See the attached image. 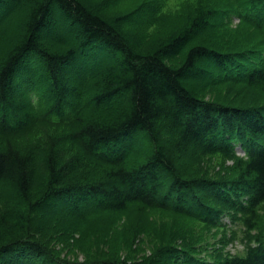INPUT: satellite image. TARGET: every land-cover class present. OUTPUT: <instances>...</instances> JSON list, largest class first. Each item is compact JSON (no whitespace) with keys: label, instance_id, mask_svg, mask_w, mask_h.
Segmentation results:
<instances>
[{"label":"trees","instance_id":"trees-1","mask_svg":"<svg viewBox=\"0 0 264 264\" xmlns=\"http://www.w3.org/2000/svg\"><path fill=\"white\" fill-rule=\"evenodd\" d=\"M118 1L0 0V264H264V103L207 100L199 87L264 91V0H198L180 20L160 0L108 12ZM54 15L63 38L48 37ZM234 17L252 40L210 38ZM93 49L102 59L70 85L66 72ZM27 67L40 81L16 86ZM216 157L231 165L211 174ZM157 213L173 223L157 228ZM122 215L130 248L144 235L147 255L92 257L77 244L79 261L51 247L75 255V222L107 218L87 231L100 237ZM227 216L243 227V252L201 256L193 224L218 236Z\"/></svg>","mask_w":264,"mask_h":264},{"label":"rangeland","instance_id":"rangeland-1","mask_svg":"<svg viewBox=\"0 0 264 264\" xmlns=\"http://www.w3.org/2000/svg\"><path fill=\"white\" fill-rule=\"evenodd\" d=\"M26 1L27 0H22V7L24 8L26 6ZM197 1L198 0H160L161 10L163 14L169 15L172 20H178V19L180 20V19H183V16L185 15V13H187V11H190L195 6ZM205 1H208V0H205ZM213 2L214 1H212V3ZM143 3H144V0H119L115 6H113L112 8L108 10V12L133 11L134 9L136 10V8ZM18 15H21V11L20 13H18ZM54 16L56 17L51 19L52 22L49 27L51 31L48 32L49 33L48 37H50L51 39L63 38L60 36L65 30L64 29L65 27H63L65 26V24L64 25L61 24V23H64V21H61L59 16L57 15H54ZM240 24L241 23L239 19H236L235 17L231 18L229 22L227 23L226 27H223L216 33L217 35H221L222 39L215 34L213 35V37H210V38L216 41L223 40L222 42L224 44H226L229 39H231L232 41L237 39L240 42L252 40L254 37L253 30L251 28H248ZM7 28L9 32L10 30H9L8 24L6 26V29ZM69 29L70 28H67L66 31H69ZM161 31L165 32L167 30L161 29ZM151 32H153V30H151ZM69 33H70L69 35H67L66 33V37H65L66 40L69 39L70 44L76 43L77 41L75 39H72L71 37V34L73 35V33L70 31ZM261 36L262 35L260 33H257V37H256L257 42L260 41ZM86 53H88V56L90 59L87 58V61H84L83 59L79 58V60H77L78 63L74 69L76 70V72L74 73L71 71L66 72L69 75L68 76L69 77L68 82L70 80L69 84L73 82L74 80L73 76L75 74H76L75 77H78L77 74L79 73L81 69L84 72L88 71L89 68H93L96 65L94 61L98 62L99 60L102 59V53L101 54L98 53L96 55L94 49ZM25 59L26 57L23 60L24 61L23 64L26 65ZM27 70L32 75H30L29 73L26 76L24 75V73L18 74V76H16L17 79L15 81L16 86L21 87V83H20L21 77L26 80L25 83H29V84H31L32 80L37 83L38 81H40L37 79L38 71H35L34 73H32L31 67H27ZM216 72H217L216 69L213 68L211 70L210 76L213 77V74L214 73L216 74ZM223 82L225 81H222V80L211 81L208 85H205L204 87L200 83L199 87L200 89H202L200 92L201 93L200 97L205 98L207 100L209 99L212 100L214 98L215 99L218 98L219 100L226 99V100L237 102L239 104H243L242 102H246L247 104L249 102H257L259 104L264 103V91L263 90H259V89L257 90V89H252V88L240 89V87H232L230 83L224 84ZM74 83L75 82L72 83V86L75 87ZM233 86H238V85H233ZM260 93H262V95ZM56 130L57 128L55 126H52L51 129L49 130V133L54 134ZM20 143L27 144L29 143V139L23 138V140L20 141ZM238 151H239L238 154L242 155V153H240V150ZM207 161H208V164H207ZM207 161H206V164L210 166V168L214 169V172L212 171L211 174L218 172V170L220 169V165H222L221 169H224L225 167H230L231 165L230 161L225 160L221 157H216L211 160L208 159ZM134 215L135 214H132V219ZM259 215L261 216V225H262V230L264 232V206L260 209ZM48 216H51V215L48 214ZM50 219H54V217H48L47 221H49ZM103 219H100L98 216H90V218L86 220L83 224L79 222L74 223L76 224V226L74 227L75 229L79 228L80 226L79 230L81 231L80 232L81 234H78L77 236L71 239H67L66 244L67 246L72 245L71 246L73 247L72 251H75V255L70 254V251H68V249H65L64 244L60 245V244H57L56 242H53L51 243L52 249L64 259H69V258L78 259L79 261L84 260L85 257H84V251L81 252L76 247L77 244L82 246L84 248L83 250L91 251L89 253L92 257L93 256L94 257H104L105 255L101 254L103 252H105L104 254L118 253V254H121L122 256L123 255L125 256V254L129 252L131 253L132 256L134 255L136 258H139V257L145 256V254L147 255L150 252L149 250L150 247L148 244L149 238L145 237L144 235L140 236L139 238L140 242L139 240L136 241V243L133 244L132 249L130 248V244H131L130 237L127 236L126 233L128 231V227H130L131 217L127 215H122L121 218L116 220L112 225H109L106 228V231H107L106 236H104V234H100V237L99 236L97 237V236H94V233L90 234L87 232L89 231L90 225L93 229H96V230H98L100 227L107 225L103 223L104 221L106 222L107 218L104 220ZM156 219H157V224H158L157 228L159 229L161 226H164V224L170 225L174 221L168 215H163L161 213L156 214ZM229 221H230L229 218L225 219V223L228 224L225 227L226 234L219 233L218 236H217V231L215 229H213L210 232H206L207 230H203L201 225L193 224L192 229L195 235L201 236L203 238L201 243L199 242L197 245V248L202 249L201 256H205L206 253H209V254L212 253L215 250V248H221L222 249L221 252L225 251V252H229L230 254H233V253L241 254L243 252L241 248H243V245H245L246 242H248V239H245V236H244L245 233H244V230L242 229V225L236 221H233L232 223ZM70 230L73 232L74 231L73 227H71ZM256 232L257 230H252L253 234H255ZM203 233L206 235V237L203 236ZM107 239L109 240L104 241ZM218 240H220L221 244L218 243ZM235 242H238L239 244L237 245V247L234 248L232 247V244ZM142 248H143V251H141Z\"/></svg>","mask_w":264,"mask_h":264},{"label":"bare ground","instance_id":"bare-ground-1","mask_svg":"<svg viewBox=\"0 0 264 264\" xmlns=\"http://www.w3.org/2000/svg\"><path fill=\"white\" fill-rule=\"evenodd\" d=\"M26 75H27V74H26ZM26 75H25V76H26ZM30 78H31V77H30ZM31 83H33V80L31 81ZM239 223H240V222H239ZM240 224H241V223H240ZM232 247H233V246H232Z\"/></svg>","mask_w":264,"mask_h":264}]
</instances>
